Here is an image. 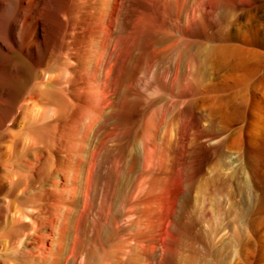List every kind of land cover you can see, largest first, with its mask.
Listing matches in <instances>:
<instances>
[{
  "label": "rangeland",
  "instance_id": "rangeland-1",
  "mask_svg": "<svg viewBox=\"0 0 264 264\" xmlns=\"http://www.w3.org/2000/svg\"><path fill=\"white\" fill-rule=\"evenodd\" d=\"M263 4L102 0L107 49L98 53L100 63L74 67L66 90L70 109L55 131L40 129L41 140L49 143L41 148L51 166L39 173L36 165L26 196L36 212V234L29 235L26 246L40 264L49 251L56 254L55 264H264V59L249 61L243 80L229 70L230 64L208 65L207 76L201 75L196 55L198 47L219 42L246 47L249 41L239 32L237 19ZM145 18L151 26L140 34ZM112 19L117 26L122 23L119 30L144 37L130 62L122 32L109 38ZM88 24L74 27V37L88 40L87 51L93 49ZM222 37L225 41L214 43ZM79 38L71 49H77ZM253 45L264 51L263 43ZM48 55L39 66L23 57L33 72L30 76L23 69V90L46 83L47 74L37 79L35 73L51 68ZM89 56L94 60L88 52L70 61ZM79 74L87 77L77 84ZM19 124L22 128L23 121ZM12 193L0 180V203ZM14 195L17 202L19 194ZM97 228L107 230L102 246ZM7 229L4 222L1 237ZM88 238L95 240L92 257L80 250ZM116 240L120 246L109 253ZM9 244L1 238L0 263L17 264L20 255L4 256Z\"/></svg>",
  "mask_w": 264,
  "mask_h": 264
},
{
  "label": "bare ground",
  "instance_id": "bare-ground-1",
  "mask_svg": "<svg viewBox=\"0 0 264 264\" xmlns=\"http://www.w3.org/2000/svg\"><path fill=\"white\" fill-rule=\"evenodd\" d=\"M228 9L226 11H228ZM101 12L102 0H94L92 3L89 2V0H0V180L6 184L7 189L13 191V198L15 197L14 194H19L17 196V202H15L12 197H9L11 198L10 200H2L0 203V226L4 222L9 225V229L3 233L2 237L0 236V241L1 238H4V241H10L9 249L4 253V256L12 257L14 255H20V260L18 259L17 264H40V261L35 259L32 249H29L26 246V242L30 238L29 235L34 236V234H36V225L35 222H32L33 214L36 213L35 210H33L35 205L32 200L26 199V196L31 193V190L29 189L30 186L27 185L35 180L33 171L37 164L39 166V173L45 170L47 171L51 166L50 156H45L42 152L41 147H45L49 145V143H44L41 140L40 134L42 133L40 132V129L42 126H46L52 129V131H55L59 118L64 114H67L66 112L70 109L71 103L69 102V96L66 94V90L69 80L72 79V75L75 74V70L73 71L74 67L82 69L83 67H91L92 64L100 63L98 62V60H100V51L103 53V50L107 49L102 40L103 26L101 27V23H103V20L100 17ZM260 19H264V4L243 13L242 16L237 19V23L240 27L239 32L243 35L244 39L249 41L246 43V47H243V45L226 44L225 42L216 43V41H223V37L222 39L215 38L216 40H214V43L216 44L208 45L207 47H198L199 50L196 55L199 57V61H201V64L199 65L201 75L208 74L206 71V66L208 67V65H211V68H213L230 64L231 68L229 70H232L235 76H239L241 77L240 79L245 80L249 72L246 68L247 63L249 61L264 59V51H261L253 45L256 42L264 44V25L261 23ZM112 20L113 21L110 23L111 27L108 29L109 38L119 31L122 32L126 43L127 54L125 55L130 57L127 60L130 62L131 59L133 60V56H131L133 52L132 50L141 47L143 44L144 37L140 34L146 33V31L150 29L151 23L147 21L148 18H145L143 20L144 24L141 26L142 30L140 31V34L133 35L134 32L128 31L127 28L119 30L118 27H120L122 23H119L120 25L117 26V19ZM86 21L91 24V28L86 31H89L87 34L89 40L93 42V49L91 48L92 50L89 51L85 50L87 47L85 43L88 40L85 38L86 41L84 42V40H81L77 36L75 37L80 40H77L78 42L76 41L78 43L77 49L76 47L74 48L75 50L71 49V45L74 44L76 40L74 39V35L78 34L74 30L75 25L81 23L85 24ZM228 21L230 22V19ZM114 26H116V28ZM151 32L152 31H150V33ZM151 40L158 42L153 37H151ZM189 42L191 43V41ZM88 52H93L94 60L89 56L86 59L77 58V60H79L76 63L70 61L76 54ZM44 54H49L48 57L53 61V65L45 72L36 71L35 76L37 79H39L40 76V78L43 79V76L47 74L48 77L44 78L47 80L46 83L42 82L43 84H35L30 86L27 90H23L27 84L23 77V69H26L30 76L33 73L29 65L23 60V57H26L28 60H34L36 66H39L45 61ZM190 61L192 62L193 59ZM80 65H83V67H80ZM128 65L129 63H127L126 67H128ZM211 68H209V70ZM216 69L213 70L214 74L216 73L215 71H217ZM95 73L97 76V72ZM85 77L87 76L79 74V77L76 80L77 84L80 81L85 82ZM243 80L241 82H243ZM36 81L38 82V80ZM249 84L250 83H248L247 86H249ZM238 92H236L237 98ZM233 94L235 95V93ZM246 94L245 98L248 97V94ZM224 99L225 98H223V100ZM227 99L234 100L231 96L230 98L228 96ZM218 100L220 102V99ZM223 100L221 99L222 102ZM18 101H20V103L17 104ZM223 103L222 105L224 106L226 103ZM256 104L258 105V102ZM220 107L222 106L220 105ZM220 107L219 109H221ZM223 110L224 109H222V111ZM153 114H151V116ZM100 116L103 115L100 114ZM107 120L109 119L107 118ZM20 121H23L22 128L19 127ZM124 125L125 124L122 126ZM119 126L117 124L116 128H119ZM193 135L194 134L192 133V136ZM85 138L84 135H82V144L83 142L85 143ZM193 139L195 142V138ZM193 144L194 143L190 144L189 147ZM80 155L82 156V154ZM21 220L24 222H21ZM29 230L30 232L28 233ZM106 234L107 230L97 228L96 240L99 241L100 246H102L106 242V239H108ZM94 243L95 240L88 238L83 241L84 245L82 244L80 246V250H86L87 255L92 257L97 253ZM89 244L93 245L91 246L92 249H87V245ZM118 245L120 246L118 240H116L110 248L109 253L116 251ZM102 249H105V247ZM179 252L177 254H179ZM55 256L56 254H54V252L49 251L45 264H55ZM0 264L8 263L2 261ZM116 264L119 263L116 262Z\"/></svg>",
  "mask_w": 264,
  "mask_h": 264
}]
</instances>
